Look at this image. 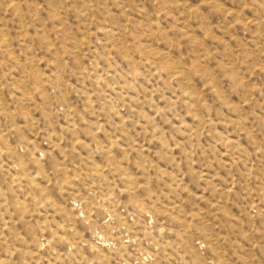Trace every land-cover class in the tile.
<instances>
[{"label":"rangeland","instance_id":"obj_1","mask_svg":"<svg viewBox=\"0 0 264 264\" xmlns=\"http://www.w3.org/2000/svg\"><path fill=\"white\" fill-rule=\"evenodd\" d=\"M0 264H264V0H0Z\"/></svg>","mask_w":264,"mask_h":264}]
</instances>
